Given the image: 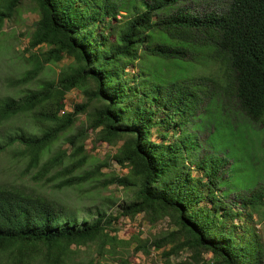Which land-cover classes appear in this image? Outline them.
<instances>
[{"label": "trees", "instance_id": "obj_1", "mask_svg": "<svg viewBox=\"0 0 264 264\" xmlns=\"http://www.w3.org/2000/svg\"><path fill=\"white\" fill-rule=\"evenodd\" d=\"M20 1L0 0V29ZM32 9L30 67L15 83L70 61L0 99V153L41 184L80 188L104 165L78 171L91 129L96 141H121L111 158L127 168L97 186L116 184L133 199L115 213L79 210L36 187L0 184V264H96L75 259L81 247L130 264L122 251L133 242L145 253L171 244L167 258L188 252L175 264H264V0H228L223 10L187 0H33ZM73 88L85 101L65 111ZM78 113L85 122L73 131ZM14 118L28 127L1 128ZM140 214L173 228L153 240L119 238L121 218Z\"/></svg>", "mask_w": 264, "mask_h": 264}, {"label": "rangeland", "instance_id": "obj_2", "mask_svg": "<svg viewBox=\"0 0 264 264\" xmlns=\"http://www.w3.org/2000/svg\"><path fill=\"white\" fill-rule=\"evenodd\" d=\"M228 0H187V4L192 5L198 9H219L223 10L226 7ZM33 0H21L13 12L11 18L4 20L0 29V99L9 95L11 97H19L26 90L36 87L40 81L56 77L59 70L69 63L70 59L64 57L61 61L53 64H45L44 68L38 74L37 80H31L25 84L15 83V79L26 69L29 68V63L26 60L27 53L24 48L27 45L29 31L31 30L34 22L37 19L36 12L32 9ZM129 72V75H131ZM85 101L84 94L75 88L69 90L64 99L65 111H72L73 106L77 103ZM89 107L88 109H90ZM77 120L75 121L73 131L82 126L85 122V113H78ZM25 119L14 118L1 125V128L10 127L11 122L14 127L23 125ZM28 127V124L25 123ZM32 128V127H30ZM203 135V133H200ZM155 138V137H154ZM158 139V138H157ZM169 139H172L169 137ZM159 140V139H158ZM61 148H68L66 142L59 141ZM117 144H107L95 140L94 131L88 130V137L84 141L85 153L88 156L85 165L79 169H92L93 167L103 163L99 171L102 174L95 175V181H89L79 187L64 188L62 190L54 189L49 183L43 182L42 184L33 180L30 172H26L25 167L20 166L18 162L8 152L0 153V184L1 185H28L36 187L39 190L48 193L60 202L68 203L77 209H84V207L99 206L107 210V212L115 213L119 206L130 199H133L131 190L123 189L116 184H110L107 187H99L97 183L108 179L113 175H122L127 172L126 167H120L111 157L115 153ZM58 146V147H59ZM69 152V150H68ZM48 154L44 155V158ZM194 168L193 165H190ZM197 169L194 168L192 172L197 174ZM99 172V173H100ZM246 174V173H245ZM51 192V193H50ZM168 218L164 217L159 219L156 223H149L146 218L140 214L134 219L121 218L119 228L116 234L121 239H129L132 233L138 232L141 238L153 240L158 238L173 227L169 225ZM259 227V224H256ZM136 243L133 242L128 248L122 252L126 253L130 264H175L179 261H184L188 252L179 251L176 254H171L168 258L162 254L163 249L166 248H150L148 253L142 250L135 251ZM77 252L75 259L80 262H85L88 259H94L96 264H112L117 258L114 253H103L102 255L95 256L91 248L81 247ZM204 259L210 263L213 259L211 252L203 253Z\"/></svg>", "mask_w": 264, "mask_h": 264}, {"label": "built area", "instance_id": "obj_3", "mask_svg": "<svg viewBox=\"0 0 264 264\" xmlns=\"http://www.w3.org/2000/svg\"><path fill=\"white\" fill-rule=\"evenodd\" d=\"M61 112H63V111L61 110Z\"/></svg>", "mask_w": 264, "mask_h": 264}]
</instances>
